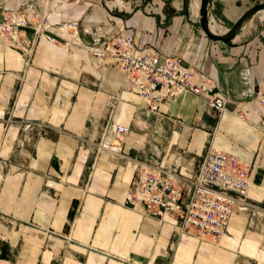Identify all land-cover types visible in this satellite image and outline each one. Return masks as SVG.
I'll use <instances>...</instances> for the list:
<instances>
[{
    "label": "crops",
    "instance_id": "1",
    "mask_svg": "<svg viewBox=\"0 0 264 264\" xmlns=\"http://www.w3.org/2000/svg\"><path fill=\"white\" fill-rule=\"evenodd\" d=\"M187 1L0 0V11L33 3L66 40L31 42L27 28L20 50L0 35V264H264V235L250 226L264 214L236 208L214 241L174 237L177 214L126 203L140 166L189 175L212 141L249 165V199L264 208V24L211 39ZM242 1L212 0L210 11L231 25ZM110 31L202 69L228 109L218 115L187 91L150 110L111 58L98 63L84 48ZM112 110L129 127L118 152L96 142Z\"/></svg>",
    "mask_w": 264,
    "mask_h": 264
},
{
    "label": "built area",
    "instance_id": "2",
    "mask_svg": "<svg viewBox=\"0 0 264 264\" xmlns=\"http://www.w3.org/2000/svg\"><path fill=\"white\" fill-rule=\"evenodd\" d=\"M195 20L198 22V18ZM68 26L77 24L69 22ZM27 28L31 29V42L45 37L51 42L66 43L46 14L33 3L0 11V35L10 45L24 50L22 32ZM83 46L98 63L111 58L123 75V85L137 91L152 111L160 103L187 91L203 97L218 115L228 109L229 97L215 90L214 80L205 71L177 54L161 59V54L154 49L141 51L134 32L98 33ZM258 100L264 106V93ZM113 115V110L108 113L97 145L118 152L129 127L115 122ZM249 184V165L210 141L189 175L158 163L140 166L131 179L126 203L142 205L147 213L158 217L175 213L179 216V233L194 232L201 239L209 237L217 241L226 233L236 208L264 214V208L249 199Z\"/></svg>",
    "mask_w": 264,
    "mask_h": 264
},
{
    "label": "water",
    "instance_id": "3",
    "mask_svg": "<svg viewBox=\"0 0 264 264\" xmlns=\"http://www.w3.org/2000/svg\"><path fill=\"white\" fill-rule=\"evenodd\" d=\"M212 0H199L198 22L203 32L211 39L230 41L241 27L259 10L264 9V1L252 4L224 31H215L210 27V6Z\"/></svg>",
    "mask_w": 264,
    "mask_h": 264
},
{
    "label": "rangeland",
    "instance_id": "4",
    "mask_svg": "<svg viewBox=\"0 0 264 264\" xmlns=\"http://www.w3.org/2000/svg\"><path fill=\"white\" fill-rule=\"evenodd\" d=\"M260 1H264V0H245V1H242L243 2V8L245 7H249L250 5L254 4V3H257V2H260ZM192 0H188L187 1V8L189 10V12L192 10ZM190 18L191 19H197L198 16L196 15H193V13L190 15ZM210 18L212 19V22L214 24H218L219 26L223 27V28H227L229 27L231 21L229 19H226L220 15H217L216 12H211L210 11ZM249 21V22H248ZM244 26H248V27H252V26H255V25H260V24H264V12H258V13H255L249 20H248ZM2 37V36H1ZM3 39V38H2ZM4 41H6L7 44H9V42L5 39H3ZM128 89V88H127ZM100 138V137H99ZM99 138L97 139V143L99 141ZM98 146V145H97ZM263 218L257 220L255 219L253 223L250 224V226L254 229H256L259 233H261V235H264V215H262ZM178 236H174V237H181V235L183 234V232L181 233H177ZM197 236V235H196ZM198 237V236H197ZM263 241H264V237H263Z\"/></svg>",
    "mask_w": 264,
    "mask_h": 264
},
{
    "label": "bare ground",
    "instance_id": "5",
    "mask_svg": "<svg viewBox=\"0 0 264 264\" xmlns=\"http://www.w3.org/2000/svg\"><path fill=\"white\" fill-rule=\"evenodd\" d=\"M193 4V3H192ZM198 8H199V0H196L195 2H194V4H193V6H192V12H193V14H195V15H197L198 17H199V14H198ZM264 12V9H261V10H259L258 12ZM258 12H256V13H258ZM249 22V21H248ZM247 22V23H248ZM210 27L213 29V30H215V31H224L225 29L224 28H222L221 26H219L218 24H214L213 22H212V19L210 18Z\"/></svg>",
    "mask_w": 264,
    "mask_h": 264
}]
</instances>
